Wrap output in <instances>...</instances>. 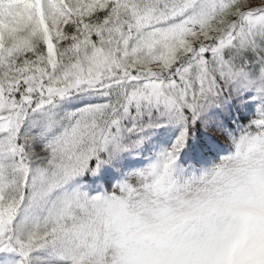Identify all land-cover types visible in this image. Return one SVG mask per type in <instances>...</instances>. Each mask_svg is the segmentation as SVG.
Segmentation results:
<instances>
[{
    "label": "snow or ice",
    "instance_id": "obj_1",
    "mask_svg": "<svg viewBox=\"0 0 264 264\" xmlns=\"http://www.w3.org/2000/svg\"><path fill=\"white\" fill-rule=\"evenodd\" d=\"M0 264H264V6L0 0Z\"/></svg>",
    "mask_w": 264,
    "mask_h": 264
},
{
    "label": "rangeland",
    "instance_id": "obj_2",
    "mask_svg": "<svg viewBox=\"0 0 264 264\" xmlns=\"http://www.w3.org/2000/svg\"><path fill=\"white\" fill-rule=\"evenodd\" d=\"M252 3L254 6H264V0H252ZM213 135L216 140H219L222 143L224 142L223 138L219 134H213Z\"/></svg>",
    "mask_w": 264,
    "mask_h": 264
}]
</instances>
